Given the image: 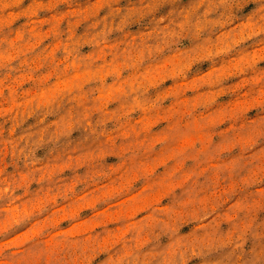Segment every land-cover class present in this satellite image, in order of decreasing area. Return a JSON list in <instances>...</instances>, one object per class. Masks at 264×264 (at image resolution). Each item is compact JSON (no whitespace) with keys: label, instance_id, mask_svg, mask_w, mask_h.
Wrapping results in <instances>:
<instances>
[{"label":"rangeland","instance_id":"obj_1","mask_svg":"<svg viewBox=\"0 0 264 264\" xmlns=\"http://www.w3.org/2000/svg\"><path fill=\"white\" fill-rule=\"evenodd\" d=\"M0 264H264V0H0Z\"/></svg>","mask_w":264,"mask_h":264}]
</instances>
